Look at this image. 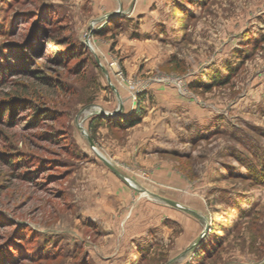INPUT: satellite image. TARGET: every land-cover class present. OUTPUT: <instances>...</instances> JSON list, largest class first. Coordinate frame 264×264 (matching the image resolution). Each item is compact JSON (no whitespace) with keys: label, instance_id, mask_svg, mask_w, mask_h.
I'll return each instance as SVG.
<instances>
[{"label":"rangeland","instance_id":"rangeland-1","mask_svg":"<svg viewBox=\"0 0 264 264\" xmlns=\"http://www.w3.org/2000/svg\"><path fill=\"white\" fill-rule=\"evenodd\" d=\"M0 264H264V0H0Z\"/></svg>","mask_w":264,"mask_h":264},{"label":"trees","instance_id":"trees-1","mask_svg":"<svg viewBox=\"0 0 264 264\" xmlns=\"http://www.w3.org/2000/svg\"><path fill=\"white\" fill-rule=\"evenodd\" d=\"M42 30L44 31V29H42ZM32 36L33 37H31L30 39H35L38 36H40V33H38V32H35V34L32 33ZM64 40H65L64 42L66 44L65 50H61V52H57L60 55H62L63 58H66V56L67 57L70 56L71 58L78 59L82 56L83 52H85V51L87 52V50L88 51L90 50L89 46L86 43L79 44L78 42L73 41L72 39H64ZM29 44L32 46V41H30ZM81 60H83V59H81ZM95 63L99 69H101V70L103 69L101 64L98 62L97 59H96ZM9 68L11 69V67H9ZM20 68L23 69V67H20ZM35 77H37L39 80H41L44 83H49V81H50V79L43 76L41 73L39 74V72L35 73ZM22 89H23L22 93H19L18 96H20L21 98L24 99V96L27 93V89L25 87ZM6 96L8 98H10V97H12V94L7 92ZM144 98H145V93H142L140 95V99L144 100ZM42 110H43L44 115L49 114L51 112V110L43 108V109L38 110L40 112V114H41ZM142 110H143V108L140 106V101H139L137 108L134 111H132L130 114L110 117V118H108V120H109V122L113 121L114 123H116L120 126H127V127L132 126V125H135L137 122H139L142 119Z\"/></svg>","mask_w":264,"mask_h":264},{"label":"water","instance_id":"water-1","mask_svg":"<svg viewBox=\"0 0 264 264\" xmlns=\"http://www.w3.org/2000/svg\"><path fill=\"white\" fill-rule=\"evenodd\" d=\"M120 12V10H118V11H116V12H112V13H110V16H113V15H115V14H117V13H119ZM87 41H89V39L87 40ZM100 60L98 59V62H99ZM101 64V63H100ZM101 66H102V68H103V70L105 71V67L101 64ZM102 111V113L103 114H105V115H109V113L106 111V110H104V109H102L101 110ZM119 111H121V107H120V109H118L116 112H119ZM90 141H91V145H92V147L95 149V151H96V153L101 157V159L110 167V168H112L113 170H116L115 169V167L113 166V163L109 160V159H107V157H105L102 153H100L98 150H97V148L95 147V145H94V142L90 139ZM126 181H128V182H130L128 179H126V178H124ZM164 200H166L167 202H169V203H171V204H173V205H177V206H179V207H181V208H183L184 210H186V211H189V212H193V213H195L194 211H192L191 209H188V208H186V207H183V206H181V205H179V204H177L175 201H173V200H170V199H164ZM208 229H206L205 230V232L207 231Z\"/></svg>","mask_w":264,"mask_h":264},{"label":"crops","instance_id":"crops-1","mask_svg":"<svg viewBox=\"0 0 264 264\" xmlns=\"http://www.w3.org/2000/svg\"><path fill=\"white\" fill-rule=\"evenodd\" d=\"M152 91H154L156 94H157V89L155 88L154 90H152ZM150 92V91H149ZM149 95V96H148ZM147 97H150V93L149 94H147ZM159 97L160 98H163V99H165V100H167V101H169V99L170 98H168V97H165V94H163V93H161V92H159ZM148 100V99H147ZM170 104V105H169ZM167 105H169V107L170 108H173V103H170V101L169 102H166V106ZM133 108H134V106L132 107V106H130V105H127L126 107H123V110H124V112L126 113V114H128V113H130V112H132V110H133ZM145 119H146V117H145ZM149 119V116L147 117V120ZM157 120H161V116H160V114H158L157 113V115H155V121H157ZM149 138V137H148ZM159 152H167V150H161V151H159Z\"/></svg>","mask_w":264,"mask_h":264},{"label":"built area","instance_id":"built-area-1","mask_svg":"<svg viewBox=\"0 0 264 264\" xmlns=\"http://www.w3.org/2000/svg\"><path fill=\"white\" fill-rule=\"evenodd\" d=\"M94 23H95V22H94ZM101 64H102V63H101ZM102 65H103V64H102ZM103 66H104V65H103ZM178 83H179V82H178ZM179 85H180V84H179ZM107 115H108V114H107ZM109 116H114V114H110V113H109Z\"/></svg>","mask_w":264,"mask_h":264},{"label":"bare ground","instance_id":"bare-ground-1","mask_svg":"<svg viewBox=\"0 0 264 264\" xmlns=\"http://www.w3.org/2000/svg\"><path fill=\"white\" fill-rule=\"evenodd\" d=\"M132 185H134L133 183H131Z\"/></svg>","mask_w":264,"mask_h":264}]
</instances>
